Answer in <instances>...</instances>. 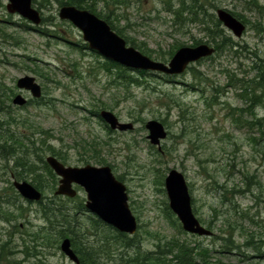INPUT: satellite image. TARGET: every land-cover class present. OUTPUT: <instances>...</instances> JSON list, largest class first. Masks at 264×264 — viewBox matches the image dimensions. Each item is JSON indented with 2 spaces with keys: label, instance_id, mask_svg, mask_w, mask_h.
Here are the masks:
<instances>
[{
  "label": "rangeland",
  "instance_id": "obj_1",
  "mask_svg": "<svg viewBox=\"0 0 264 264\" xmlns=\"http://www.w3.org/2000/svg\"><path fill=\"white\" fill-rule=\"evenodd\" d=\"M177 1L173 0V3ZM257 1L264 7V0ZM248 2L215 0L217 8L211 11L216 13L217 9H225L243 15L247 23H244L246 30L241 38L224 29L243 49L247 47L264 59V32L258 31L257 27L260 24L264 27V9L261 14L250 11L246 7ZM60 8L55 4L47 10L42 9L43 17L57 18V25L53 27L43 23L32 25L22 17H11L0 6V85L17 90V81L29 75L36 78L45 94L39 105L13 110L11 116L0 112V122L4 123L0 129L3 134L1 146L10 142L6 125L10 118L18 122L11 127L15 133L32 138L39 146L44 143L41 146L45 150L44 159L53 156L46 149L52 146L66 156L70 166L99 167L92 157L94 151L85 153L82 148L84 141L111 142V148L105 149L100 158L112 165L116 176L123 177L130 208L141 225L137 233L144 250H156L159 242L179 238L192 246L197 241L201 246L213 248L212 261H220V264H264V125L252 129L237 126L240 113L232 112L231 107L244 108L245 103L237 96V90L227 87L228 79L223 71L226 68L236 70L242 76L241 69L251 67L256 58L224 54L214 61L192 65L208 79L204 83L206 86L196 85L194 88L192 73L187 70L177 77L151 75L141 78V85L126 88L123 84L113 83L115 76H110L101 67L106 60L89 49L81 31L70 22L59 19ZM97 8L111 14L121 28L130 22L132 28H125L126 36L138 44L145 43L150 51L155 52L154 60L157 52H168L175 44L187 47L195 40L205 39L195 25L175 32L172 15L166 11L163 0H128L126 6H105L102 2ZM121 16L128 21L121 20ZM170 60L159 61L168 63ZM39 70L41 75L35 73ZM212 85L218 86L216 89L220 94L217 91L215 94L220 95L218 101L223 104L209 107L207 99L214 94ZM157 95L162 97V104L168 103L171 96L181 105H175L170 111L164 110ZM3 97L0 92V99ZM24 97L29 99L30 96ZM103 107L120 121L133 123L134 130L110 134L103 120L95 114ZM181 109L186 112L184 122L180 121ZM256 113L258 117H264V109L258 108ZM154 119L165 120L170 133L162 143L163 157L156 155L158 148L147 138L149 133L145 125ZM252 138L261 139L256 144ZM127 143L133 147L131 152L127 151ZM15 159L12 157L7 161L0 147V207L12 219L8 223L0 218V250L1 241H6L7 235L14 233V254L9 259H2L0 251V263L75 264L51 244L42 243L33 257L22 253L20 234H41L39 227L43 223L37 218L43 216L44 208L52 210V206H43L37 213L38 205H28L17 192L18 203H6L12 194L8 186L13 177L16 178L15 173L21 177L22 169L15 168ZM32 159L38 161L36 156ZM173 169L186 176L191 185L195 215L212 231V236L183 234L167 220L163 201L168 198L161 183ZM37 171L43 184L46 175L44 171ZM32 176L25 173V177L18 181L33 184ZM45 195L48 198L54 196L50 190ZM79 198V201H85L86 193L80 192ZM44 201L49 202V199ZM22 206L27 209L23 218L19 216V207ZM90 216L93 215H82L80 220L88 226ZM226 240L232 242L230 249H224ZM247 241L249 245H246Z\"/></svg>",
  "mask_w": 264,
  "mask_h": 264
},
{
  "label": "trees",
  "instance_id": "obj_2",
  "mask_svg": "<svg viewBox=\"0 0 264 264\" xmlns=\"http://www.w3.org/2000/svg\"><path fill=\"white\" fill-rule=\"evenodd\" d=\"M102 2L105 6H126L128 0H33V4L38 6L37 9L39 11H42V9L47 10L55 4L59 7L67 5L75 6L81 10H88L99 18L105 20L117 34L126 40L127 45L132 46L144 55L153 58V53L155 52L150 51L145 43L138 44L134 39L126 36L124 32L125 28H132V24L130 22H127V26H125V28H121L116 21L112 19L111 14L105 13L103 10L98 11L97 7ZM163 2L166 5V11L172 15L173 29L175 32L190 25L199 27L200 31L203 32L205 39L195 40L191 47L205 43L216 48L214 56L200 62L208 60L214 61L224 54H233V57L236 58H241L242 55H244V57L250 55V58H256L251 67L246 69H241V67H239V69H241L242 76H239V73L236 70L232 71L226 68L223 71L228 79L227 87H233L237 90V96L245 103L244 108L234 109L231 107L232 112L238 111L240 113V117L236 119L237 123H239L237 126L240 128L247 127L248 129H252L253 126L262 127L264 125V117H258L256 109H264V59L260 58V56H258L255 52H250L247 47L243 49V46L239 42L235 41L232 36L226 33V30L224 29L222 23L218 20L216 13L211 11L212 9L217 8L215 0H178L175 4L173 3V0H163ZM247 5H249L246 6L248 10L257 11L260 14L261 9H264V7L259 6L257 0H249ZM231 13L239 18L243 23H247L246 18L243 15L235 14L233 12ZM42 18L43 25L56 27V17L51 16ZM119 19L120 17L118 20ZM121 20L128 21V19L123 16H121ZM257 27L258 31L264 32V27H261V24ZM184 46L185 44L179 43L173 45L172 50L168 52L161 50L159 51L160 53H156L155 60H162L166 62L174 56L178 49ZM101 65L102 69L109 73L110 76H115V81L113 83L116 85L119 83L123 84L126 88L133 85H141V78L155 75V73L150 72L134 71L108 60L104 61ZM239 65L242 66V63L240 62ZM188 70L192 73L194 88L196 85L206 86L204 83H206L208 79L203 76L204 74H201L193 66L189 67ZM41 72L42 71L40 70L35 71V73L39 75H41ZM217 87L218 86L212 85L214 94L207 99L209 107L220 103L223 104V102L218 101V97L220 95L216 96L217 94H215L216 91L220 94V90L218 91L216 89ZM5 91L6 89H4V92ZM170 97L171 96H169L170 101L168 103L162 104V97L157 95L158 101L160 99L159 102L162 109L170 111L175 105H177L176 107L181 105L176 102L173 97ZM224 104L227 105V103ZM12 106V101H9L5 96L0 99V112L5 113L6 116L12 115ZM105 109L107 108H101V110ZM184 112L185 111L181 109V122H184L185 119L183 117ZM95 114L99 117V110L96 111ZM230 115L236 117L234 113H231ZM249 117H253L254 120L249 121ZM142 122L144 123V120H142ZM161 122L166 126L165 120H161ZM3 124L4 123L0 122V129H2ZM14 124H18L15 118H10V120L6 122V125H8V139L11 143L6 142L2 146L0 144V147L2 155L6 157L7 161H10L12 157L14 159L16 158L14 161L15 168L22 169L21 177L15 173L17 180L23 179L25 177V173L28 175H34L32 176V180L34 182L33 185H35L37 189L44 191L46 186L42 184V179L38 175L39 172L37 169H39L41 171L48 172L54 178L53 184L56 182V185L57 180L54 177V173L47 165L44 156L42 155L45 150L41 146L44 143L39 146L38 142L32 140V138H25L18 135L11 128ZM109 133L111 134L113 131L109 129ZM0 137H3V134L0 135ZM259 139L252 138L253 142L256 144L259 143ZM111 146V142L103 143L102 140L97 141V139H95L93 142L84 141L82 148L85 150V153H87V151H94V155H92V157L97 162L96 164L100 166L108 165L112 167V165L110 163L108 164L104 158H100L103 151L105 149H110ZM127 147V151L131 152L133 147L129 144ZM46 149L51 153V155L57 157L64 164H67V159L64 154L58 153L52 146H47ZM164 153L165 152H163V150H158L156 155L163 157ZM34 156L38 158V161L32 159ZM87 162L90 161L87 160ZM117 178L120 181H123L122 176H117ZM53 184V191L51 193L54 194L56 186ZM161 185L164 186V177L162 178ZM190 187L191 185L189 184V188ZM9 189L12 194H10L6 203L16 205L18 203V197L12 186H10ZM162 191L166 193L164 188H162ZM190 192L192 194V191ZM192 203L194 206L193 197ZM163 204L164 214L171 226L179 232L186 234L179 219L170 209L168 200H164ZM48 205L52 206V210L48 209V207L42 210L43 217H45L48 221V226L50 225L48 230L41 231V234L40 232H25L20 234L22 240L20 247H23L22 253L25 254L26 257H33L35 255V251L38 249V246L42 245V243L47 246L51 244L52 246L60 249V243L64 239L70 238L72 248L79 258L78 264H220V261H212L210 254L214 249L201 246L197 241L195 242V245L193 244L194 246H192V244L187 241H181L179 238H171L170 240H165V242H159L156 245V250H144L142 248V243L138 241L139 236L137 232L139 228H141L138 219V230L136 234L130 236L128 234L118 232L116 229L107 225L97 217L90 216V225L87 226L84 221L80 220L81 218L67 216L65 213L64 201L60 200V197L55 195L50 199L47 206ZM21 208L22 207H19L21 212V215L19 216L23 218L25 217V214L23 213L26 209ZM78 208L79 210H85L83 200H81L80 204H78ZM194 212H196L195 209ZM5 214H7L6 211L3 212L0 207V218L10 222L12 220L11 217ZM13 236L14 233L8 234L7 240L1 241L2 246L0 251H2V259H9L14 254V247H12V241H14ZM226 241L224 249H230L229 247L232 246V242L231 240ZM249 243L250 242L247 241L246 245H249ZM213 253L215 252L213 251Z\"/></svg>",
  "mask_w": 264,
  "mask_h": 264
},
{
  "label": "water",
  "instance_id": "obj_3",
  "mask_svg": "<svg viewBox=\"0 0 264 264\" xmlns=\"http://www.w3.org/2000/svg\"><path fill=\"white\" fill-rule=\"evenodd\" d=\"M9 1L7 9L10 13H17L34 25L41 24L42 16L40 11L33 6V0ZM216 15L223 27L232 32L236 38L242 37L246 25L240 19L225 9H217ZM58 17L62 21L70 22L81 31L83 40L90 50L106 60L135 71L158 73L171 77L180 76L193 64L212 57L216 53L215 47L205 43L194 47L185 46L178 49L168 63H164L127 45L126 40L117 34L105 20L88 10L65 5L60 8ZM17 86L21 90L30 92L33 98L42 97V87L33 76L20 78ZM13 103L23 106L27 103V99L18 95ZM100 118L112 131L129 132L135 128L133 123L120 121L109 110H102ZM145 128L149 133L147 138L150 144L162 151V142L168 137L165 125L154 119L148 121ZM46 162L60 177L56 195L74 197L77 192L72 185L76 184L86 193V209L90 213L120 233L130 236L136 234L139 224L129 206L127 187L117 179L110 166H66L54 156H48ZM14 186L18 193L27 200L40 201L42 199V193L31 183L15 181ZM164 188L169 207L179 219L185 232L198 236L213 235L211 230L201 224L194 213L189 183L182 172L176 169L171 170L164 180ZM60 249L75 264L79 263V258L68 238L62 241Z\"/></svg>",
  "mask_w": 264,
  "mask_h": 264
},
{
  "label": "flooded vegetation",
  "instance_id": "obj_4",
  "mask_svg": "<svg viewBox=\"0 0 264 264\" xmlns=\"http://www.w3.org/2000/svg\"><path fill=\"white\" fill-rule=\"evenodd\" d=\"M9 4H10V1L9 0H0V6H2V8H5L4 10L9 14V16H11V17H21L19 14H16V13H10L9 11H8V9H7V6H9ZM41 12V15H43L42 14V11H40ZM43 17V16H42ZM30 29H33L32 28V26H30ZM34 30H36V29H34ZM17 88H18V86H17ZM4 89H6V91L4 92ZM0 92H4V96L6 97V98H8V100L9 101H12V110H11V112H13V110H23L24 108H27L28 106H31V105H35V104H41L43 101H44V99H45V94L43 93V89H42V93H43V96L41 97V98H39V99H36V98H33L32 96H31V94H30V92H28V91H25V90H21V89H12V88H6V86L5 85H3V84H1L0 85ZM18 95H22V96H24V95H26V96H30L29 97V99H27V103L25 104V105H23V106H18V105H14V103H13V101H14V99H15V97L16 96H18ZM0 135H2L1 134V132H0ZM48 157V156H47ZM47 157L45 158V162H46V159H47ZM58 159V158H57ZM59 160V159H58ZM61 161V160H60ZM62 162V161H61ZM42 165V164H41ZM66 166H69L68 164H66ZM44 173H45V175H46V180H45V182L43 183V185H45L46 186V188H45V190L44 191H42V190H40V189H37L36 187H35V185H33L32 183V185L37 189V190H39L41 193H42V195H43V198L40 200V201H30V200H27V199H25V198H23L19 193H18V191H17V189L15 188V186H14V182L15 181H18L15 177H13V182H11V184H10V186H12L13 187V189H14V191L15 192H17V194L19 195V196H21L23 199H24V201L29 205H32V204H36V205H38V210H36V212L38 213V211L40 212V210H41V208L43 207V206H47V204L49 203V202H45L44 200L45 199H49V201H50V199L51 198H53V197H51V198H48V197H46V195H45V192L47 191V190H50L51 192H52V188H53V186H52V184H53V177L48 173V172H45L44 171ZM54 173V172H53ZM54 177L56 178V180H57V184L55 185V183L53 184V185H55L56 186V190H55V192L57 191V189H58V186H59V184H60V177H58L55 173H54ZM18 182H20V181H18ZM10 186H8V189L10 188ZM72 187H73V189L77 192V194L74 196V197H70V196H66V195H62V196H57L56 194H55V192H54V195L55 196H57V197H60V200H62V201H64V204H65V206H64V208H65V213H66V215L67 216H74V217H77V218H80V216H85V215H93V216H95L94 214H92V213H90L87 209H86V198H85V201H84V204H85V210H79V208H78V204H80V201H79V197H80V192H84L85 193V191H84V189L83 188H81L80 186H78V185H76V184H73L72 185ZM19 196H18V198H19ZM2 199H4V198H2ZM49 206V205H48ZM22 208L24 209V207L22 206ZM21 208V209H22ZM27 210V209H26ZM96 217V216H95ZM37 219H40L41 221H42V225H41V227H39V229L41 230V231H44V230H48V228H49V226H48V221L45 219V217H43V216H40V217H38ZM8 223H11V222H8ZM46 224V225H45ZM41 246V245H40ZM1 264V263H0Z\"/></svg>",
  "mask_w": 264,
  "mask_h": 264
},
{
  "label": "bare ground",
  "instance_id": "obj_5",
  "mask_svg": "<svg viewBox=\"0 0 264 264\" xmlns=\"http://www.w3.org/2000/svg\"><path fill=\"white\" fill-rule=\"evenodd\" d=\"M109 61V60H108ZM198 63V62H197ZM196 64V63H195ZM191 67V66H190ZM184 74V73H183ZM172 77H174V76H172ZM50 167V166H49ZM57 196H61V195H57ZM42 198H43V196H42ZM69 239V238H68ZM70 240V239H69ZM71 241V240H70Z\"/></svg>",
  "mask_w": 264,
  "mask_h": 264
}]
</instances>
